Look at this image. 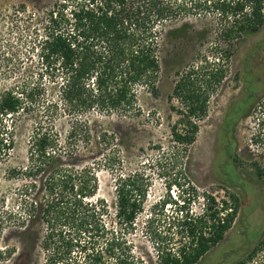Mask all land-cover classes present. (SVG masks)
I'll return each instance as SVG.
<instances>
[{"label": "trees", "instance_id": "trees-1", "mask_svg": "<svg viewBox=\"0 0 264 264\" xmlns=\"http://www.w3.org/2000/svg\"><path fill=\"white\" fill-rule=\"evenodd\" d=\"M77 3L72 8L66 3H54L42 22L31 29V43L40 53L54 91L50 94L43 86L24 83L0 94V164L16 147L17 120L35 116L27 162L11 169L13 176L29 182L21 189L26 195L24 209L28 215L23 218L25 223L18 217L19 223L26 227L40 213L46 225L41 239L43 262L35 264H98L101 254L89 255L85 261L71 258L74 248L87 250L98 236L119 249L116 264H138L127 236L135 230L151 180L141 171L123 172L115 132L104 125L95 132L90 116L119 119L142 116L141 89L159 95L162 36L188 28L200 33V38L208 32H198L190 22L170 26L179 19L176 16L179 7L168 0ZM196 8L215 13L218 24L213 40L202 45L197 57L177 73L170 97L171 108L179 116L170 128L174 144L169 152L161 148L162 157L173 162L187 154L196 141L200 122L208 116L210 101L228 77L232 58L241 43L264 27V0H204ZM259 112L260 115L264 112V100ZM59 119L68 120L65 136L58 131ZM226 121L230 125L231 118ZM96 139L102 152L99 160L79 164L80 148L90 150ZM157 162L160 164L162 160ZM100 166L118 174L114 214L105 199H93L99 189ZM255 169L264 179V164L256 163ZM41 186L43 202L39 204L30 197ZM190 195L198 198L197 190L193 188ZM204 199L207 204L200 214H192L190 210L182 214L180 232L188 241L181 242L177 252L163 251L161 264H196L231 229L240 199L232 197L230 211L227 201L220 207L214 196L206 194ZM106 216L111 217L119 230L109 227ZM84 233H90L91 239L83 241ZM259 245L264 247V238Z\"/></svg>", "mask_w": 264, "mask_h": 264}, {"label": "rangeland", "instance_id": "rangeland-1", "mask_svg": "<svg viewBox=\"0 0 264 264\" xmlns=\"http://www.w3.org/2000/svg\"><path fill=\"white\" fill-rule=\"evenodd\" d=\"M80 1L0 0V94L24 83L43 86L53 94L52 80L44 72L38 49L31 43V29L42 22L54 3H66L72 8ZM168 1L179 7L176 15L179 19L170 26L190 22L198 32L206 30L208 35L200 38V33L188 28L162 36L159 95L141 89L142 116L132 119L90 116L95 132L101 125L115 132L123 172L141 171L151 180L143 210L127 240L138 264H161L163 251L177 252L181 242L188 241L180 232L183 213L190 210L192 214H200L207 204L206 194L214 196L220 207L227 201L230 211L235 196L240 199V207L231 229L196 264H264V247L259 245L264 238V179L255 169L256 163L264 164V117L261 116L264 112L261 115L259 112L264 100V27L241 43L232 58L228 77L212 97L209 114L200 122L197 139L188 153L180 155L176 162L169 161L162 157L161 148L169 152L174 144L170 128L179 116L171 108L170 97L177 73L197 57L202 45L213 40L218 21L215 13L196 8L204 0ZM228 117L230 125L226 121ZM34 120L35 116L17 120L16 147L0 164V264L43 262L41 239L46 225L38 213L28 226H23V218L28 214L24 209L26 195L21 189L29 182L11 174L13 167L27 162ZM57 128L65 136L68 120L59 119ZM80 151L79 164L97 162L102 153L97 139L90 150L81 147ZM158 160L162 163L158 164ZM97 175L99 189L93 199H105L114 214L118 174L116 170L100 166ZM40 184L38 182V186ZM193 188L198 198L190 197ZM30 200L43 202L42 186L40 191L32 192ZM105 221L110 228L119 230L110 216H106ZM91 237L90 233H84L82 240ZM95 238L97 241L87 250L74 248L71 258L85 261L89 255L101 254L98 264H116L119 249L111 247L105 238Z\"/></svg>", "mask_w": 264, "mask_h": 264}]
</instances>
